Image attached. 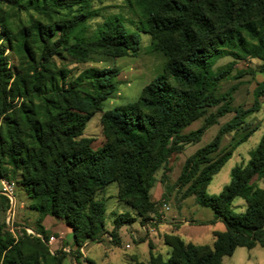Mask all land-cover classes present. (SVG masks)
I'll return each mask as SVG.
<instances>
[{
    "label": "trees",
    "instance_id": "obj_1",
    "mask_svg": "<svg viewBox=\"0 0 264 264\" xmlns=\"http://www.w3.org/2000/svg\"><path fill=\"white\" fill-rule=\"evenodd\" d=\"M95 1L101 0H0L14 8L39 12L87 8ZM134 2L146 19V33L166 58L165 73L143 90L138 102L103 113L101 124L107 143L99 151L92 148L91 140L83 139V134L89 120L116 92L120 72L91 69L60 86L65 73L54 71L51 63L61 54L52 42L56 30L39 24L33 31L23 30L15 36L8 25L0 23V42L6 37L19 44L35 69L32 75H14L0 45V178H8L1 169L4 163L13 166V179L21 177L28 194L39 202L41 216L62 220L79 249L86 242L98 241L105 230L106 208L96 198L113 183L120 185V201L135 213H155L150 197L155 172L172 154L182 152L184 145L200 141L208 126L216 122L214 116L196 132H182L205 110L226 99L217 95L216 88L230 70L212 74L213 59L233 45H245L249 57L264 61V0ZM89 16L71 20L63 37L62 51L76 63H87L92 54L113 58L138 54L139 36L129 33L119 19L106 22L94 39L75 37ZM72 38L74 43L70 44ZM263 97L264 84L251 111H256ZM19 99L20 104H12ZM230 112L226 104L217 116ZM247 112L238 111L211 144L189 158L179 178L180 184L188 186V195L195 196L198 205L210 208L226 230L214 233L212 246H197L166 235L164 244L170 248V257L164 260L150 254L148 264H223V259L233 256L238 248L264 247V188L259 186L264 183V136L246 167L232 171L230 184L219 196L207 192L214 176L233 155L229 152L219 157L222 137L243 125ZM236 199L245 202V212L232 211ZM132 222L130 215L122 214L114 220L115 229ZM38 232L43 239L24 233L16 240L0 226V264H63L67 256L51 254L47 231L41 224ZM86 264L96 263L86 260Z\"/></svg>",
    "mask_w": 264,
    "mask_h": 264
},
{
    "label": "rangeland",
    "instance_id": "obj_2",
    "mask_svg": "<svg viewBox=\"0 0 264 264\" xmlns=\"http://www.w3.org/2000/svg\"><path fill=\"white\" fill-rule=\"evenodd\" d=\"M91 14L88 20L75 31V37H84L86 40L94 39L98 31L111 19H119L129 33H135L140 38L139 52L135 57L113 58L104 54H92L87 63H76L62 51L63 37L71 20L81 15ZM8 25L14 35L23 30L33 31L41 24L43 28L52 27L56 30L52 42L61 50L60 55L51 59L53 70L64 72V82L67 84L79 78L84 72L91 69H116L120 72L117 78V90L104 103L101 112L96 113L87 123L83 139L92 141L95 151L101 150L107 143L104 136L101 118L103 113L138 102L143 90L158 76L165 73L166 58L156 50L151 36L146 33L147 24L142 10L134 0H101L92 2L87 8L76 6L73 8H52L46 12L36 10H22L0 2V23ZM73 38L70 44H73ZM0 45L5 49L9 69L14 75L34 74L32 62L26 57L23 49L17 43L9 42L3 37ZM247 46L233 45L231 49L213 59L212 74L218 70H230L226 80L217 86V95L225 96V100L215 108L205 110L202 117L187 127L182 135H189L202 128L212 116L215 123L210 124L199 142L184 145L182 152L172 154L167 164H163L154 174V184L150 190L151 200L155 203V213L143 216L135 213L129 206L119 199L120 185L113 183L101 191L96 200L102 201L106 208L105 230L98 241H89L92 253L89 259L97 264H148L150 254L161 256L164 260L170 257V249L164 244L167 234L180 235L186 242L198 246H212L215 241V232H224L225 224L215 219L210 208L197 204L195 196L188 195V186L179 183L183 168L189 158L197 151L211 144L219 131L231 123L239 114L238 111L247 112L243 116V125L236 130L227 132L222 137L219 157L232 152L231 160L214 176L208 187L210 196H219L231 182V173L236 167H246L250 154L259 145L264 136V97L259 99L256 111H251L255 105L257 94L264 84V61L251 58L247 55ZM38 58L41 50L37 49ZM169 81L172 80L169 78ZM214 88L211 81L210 89ZM21 99L12 104H20ZM229 104L232 112L218 117L217 112L221 106ZM251 135L246 142H240ZM218 155L214 156L215 158ZM8 178L0 181L10 183L14 188L15 207L0 193V226L4 233L19 239L26 233L30 237H43L38 232L41 224L45 230L48 228L47 246L51 254H65L66 264H84L79 249L74 245L73 236L66 240L59 237L70 232L69 228L60 219L41 216L39 202L32 198L22 184L21 177L13 179L14 168L7 162L1 166ZM19 175V174H18ZM259 186L264 188V183ZM0 189L2 186L0 184ZM246 204L242 199H236L232 211L236 214L245 212ZM130 215L133 222L123 224L115 229L114 220L120 215ZM47 219V220H46ZM172 223H176L175 225ZM170 227L178 228L177 231ZM168 225V226H167ZM58 231L59 236L54 234ZM71 240V241H70ZM223 264H264V247L252 250L238 248L233 256L225 257Z\"/></svg>",
    "mask_w": 264,
    "mask_h": 264
},
{
    "label": "crops",
    "instance_id": "obj_3",
    "mask_svg": "<svg viewBox=\"0 0 264 264\" xmlns=\"http://www.w3.org/2000/svg\"><path fill=\"white\" fill-rule=\"evenodd\" d=\"M47 220V219H46ZM172 224H176V223H172ZM172 224H169V226H168V230H170V228L171 229H173V230H176L177 231V229L178 228H175V227H170ZM46 230H48V228L46 229ZM70 230V229H69ZM54 234H56V235H60L59 233H58V231H54ZM70 235H72V232H71V230H70V232L69 231H67L66 232V234L64 235V237L63 236H60L59 237V239L60 240H62V239H67ZM167 235H171V236H178V237H180L185 243H189V244H193V243H190V242H186L180 235H177V234H167ZM68 240V239H67ZM71 241V240H70ZM71 242H73V241H71ZM195 245V244H194ZM166 246V245H165ZM198 246V245H197ZM258 247V246H257ZM169 248V247H168ZM256 248V247H255ZM170 249V248H169ZM91 253H92V247H91V245L89 244V242H86V243H84V245H83V247L81 248V254L83 255V260H92V259H89V256L91 255ZM69 256H67V258H68ZM66 258V259H67ZM168 259V258H167ZM92 261H94L95 262V260H92ZM96 263V262H95ZM63 264H66L65 263V260H64V262H63ZM76 264V263H75ZM79 264V263H78ZM84 264H86V262L84 263ZM97 264V263H96Z\"/></svg>",
    "mask_w": 264,
    "mask_h": 264
},
{
    "label": "built area",
    "instance_id": "obj_4",
    "mask_svg": "<svg viewBox=\"0 0 264 264\" xmlns=\"http://www.w3.org/2000/svg\"><path fill=\"white\" fill-rule=\"evenodd\" d=\"M2 189H0V193L4 195L9 201L10 204L15 207L16 200L14 197V188L13 186L8 182H0Z\"/></svg>",
    "mask_w": 264,
    "mask_h": 264
},
{
    "label": "bare ground",
    "instance_id": "obj_5",
    "mask_svg": "<svg viewBox=\"0 0 264 264\" xmlns=\"http://www.w3.org/2000/svg\"><path fill=\"white\" fill-rule=\"evenodd\" d=\"M0 182H6V181L1 180Z\"/></svg>",
    "mask_w": 264,
    "mask_h": 264
}]
</instances>
